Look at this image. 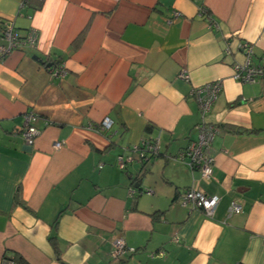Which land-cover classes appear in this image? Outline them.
I'll use <instances>...</instances> for the list:
<instances>
[{
	"label": "crops",
	"instance_id": "0c3cea01",
	"mask_svg": "<svg viewBox=\"0 0 264 264\" xmlns=\"http://www.w3.org/2000/svg\"><path fill=\"white\" fill-rule=\"evenodd\" d=\"M7 20L37 37L0 56V264H264V80L231 77L241 41L264 54V0H0V44ZM216 79L201 117L190 92ZM201 120L221 128L209 180L177 157ZM143 138L158 154L119 168ZM190 187L219 196L212 217L181 204ZM117 236L134 251L113 259Z\"/></svg>",
	"mask_w": 264,
	"mask_h": 264
},
{
	"label": "built area",
	"instance_id": "2783aa9c",
	"mask_svg": "<svg viewBox=\"0 0 264 264\" xmlns=\"http://www.w3.org/2000/svg\"><path fill=\"white\" fill-rule=\"evenodd\" d=\"M199 13L204 15L209 25H213L207 9L205 7L199 8ZM179 11H173L170 17L166 18L167 23H171L175 18L179 17ZM215 25V24H214ZM1 37L4 44H0V56H6L12 49L21 46H34L37 37V31L30 28L25 36L19 34L15 29L11 20L3 22ZM238 48L242 54L241 60L234 59L231 63L232 74L231 77L238 82H254L264 80V54L256 56L254 54L253 46L248 41H241ZM224 52L230 53L229 46L226 45ZM51 74L56 77H62L66 70L61 64L56 65L50 69ZM177 77L188 81L189 73L186 69H180ZM222 87V80L216 79L201 85L194 86L190 92L191 96L196 100L201 117H204L212 108L218 94ZM38 115L33 112L25 114V121L20 129L24 143L27 146H32L36 137L40 133V129L36 126ZM100 131H107L112 126V120L109 117L102 119L98 125H93ZM196 138L191 140L187 146L179 150L177 157L184 161L190 169H197L200 173V178L209 180L213 175V156L210 152V144L213 137L221 131L217 124L205 122L201 120L200 123L194 126ZM62 146L61 141H55L53 148L57 149ZM159 152V145L156 140L143 138L141 142L134 145L129 152L121 153L117 156V165L121 169H125L133 160L144 163L157 155ZM133 191L132 189L130 192ZM180 202L183 206L190 209L201 210L207 217H212L214 210L219 202V196L207 195L203 191L190 187L184 190L180 196ZM241 206L235 201H231L227 210L228 215L232 213H239ZM134 248L128 247L121 236L114 238L111 245V257L118 259L123 253L133 252ZM10 260H5L4 264H11Z\"/></svg>",
	"mask_w": 264,
	"mask_h": 264
},
{
	"label": "trees",
	"instance_id": "16d2710c",
	"mask_svg": "<svg viewBox=\"0 0 264 264\" xmlns=\"http://www.w3.org/2000/svg\"><path fill=\"white\" fill-rule=\"evenodd\" d=\"M50 240H51V242H52V244L55 246V248H56V243H55V240H54V237H50Z\"/></svg>",
	"mask_w": 264,
	"mask_h": 264
},
{
	"label": "water",
	"instance_id": "95a60500",
	"mask_svg": "<svg viewBox=\"0 0 264 264\" xmlns=\"http://www.w3.org/2000/svg\"><path fill=\"white\" fill-rule=\"evenodd\" d=\"M33 58L37 59V57H36V56H34ZM50 65H51V63H48V64H47V66H50Z\"/></svg>",
	"mask_w": 264,
	"mask_h": 264
}]
</instances>
